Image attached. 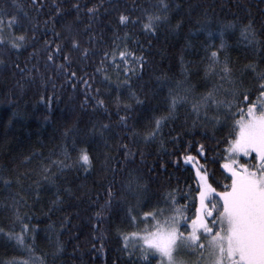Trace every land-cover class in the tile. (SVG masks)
<instances>
[{
  "label": "snow or ice",
  "instance_id": "snow-or-ice-1",
  "mask_svg": "<svg viewBox=\"0 0 264 264\" xmlns=\"http://www.w3.org/2000/svg\"><path fill=\"white\" fill-rule=\"evenodd\" d=\"M260 3L264 4V0H260ZM89 4L91 6H87ZM181 7L182 5L174 4L172 0H133L130 6L128 0H31L30 10L34 14L30 15L22 5L16 4L17 15L0 12V56L3 52H7L10 57L15 54V58L8 61L0 58V71L9 72L13 77L18 76L17 86L21 91L25 84L36 85L39 82L44 91L41 92L38 103L49 109L53 101L59 99L56 95V81L59 80L61 88L71 85L73 92L83 89L81 108L92 103L93 115L97 112L101 115L108 114L107 122L92 121L90 129H67L65 139L71 138L72 143L63 147L64 159L50 160L47 165L41 164L39 170L42 173L41 179L48 183L55 181V174H50L53 166L60 171L69 168L89 171L93 167V157L87 147L78 148L77 145H88L96 136L102 138L106 149L103 161L105 171L110 170L115 174L127 169L128 178L123 189L127 195L137 198L136 204H132L125 196L117 202L128 205L126 219L131 227L138 229L124 231L117 227V235L122 241L118 250L128 259L135 257L139 264H152L153 260L156 264H264V68L250 62L236 70L230 66L227 56L221 60V53L227 47L224 37L230 30L238 28L242 39L253 50H256L257 45H264V39L258 38V34L264 33V18L257 22L249 10L246 17L218 20V28L213 30L210 28L212 16L205 8L203 19L196 21L199 28H193L189 34L203 32L207 40L216 36L220 38L218 46L214 43L204 44L203 57L207 61L206 74L218 75L219 84L206 93L196 95L193 93V86L177 81L174 87L168 88L164 97L166 112L154 114L143 131L134 127V123H129L139 118L137 109L142 110L148 106L147 97L141 98L142 89L133 88L132 82L133 77L139 79L143 75L148 61L143 54L137 55L134 48L129 46L128 41L132 39L129 32L122 35L117 33L121 27L127 28L129 24L140 25L145 34L153 36L163 26H169L171 31L178 30L183 20L177 21L173 27L171 15L179 12ZM193 7L198 5L189 6V22ZM261 12L264 13V8ZM110 13L117 14L111 44L99 47L105 44L104 36L102 32L97 34L93 25L102 14ZM40 17L44 19L41 20ZM68 17L72 19H67ZM84 17L88 19L87 24L83 23ZM58 23L62 25L61 30H57ZM257 23L259 28L256 27ZM17 29H21L19 34H16ZM84 33H87L86 37ZM133 43L143 47L139 40ZM29 48L31 51L21 60L20 56ZM97 55L100 57L99 64L90 76L83 70L88 66L83 62H94ZM181 60L183 62L182 57ZM108 66L113 68L117 77L115 83L118 92L127 89L126 99L121 94L112 97L109 89L102 92L98 87L93 88V84L97 82L95 73H104L101 82H111ZM249 70L250 76L247 75ZM121 76L124 77L123 80L120 79ZM156 79L160 91L169 83L166 76ZM49 84L53 90L51 93L47 91ZM110 103L115 105L118 117L115 121L111 120ZM188 103H191V113L195 114L193 128L198 121L210 125L213 139H216L214 133L217 128L227 127L228 131L223 137L216 139L215 145L199 144L196 155H192L190 151L183 154L185 165H191L194 171L191 179L195 181V188L188 184L183 195H180L179 186L170 188L164 193L163 200L156 202L163 206L140 213V199L148 191V187L146 183H142L144 177L140 174V169L127 168L128 164L135 163L130 158L135 157L137 149L131 145L138 140L145 144L155 141L161 135L162 128L169 121L178 118L177 110ZM179 135L171 139L179 140ZM112 137H115V144L110 142ZM125 140L127 142H122ZM188 143L190 146L192 141ZM221 144H224L223 149L220 148ZM210 148H215L211 157L208 155ZM73 152L76 153L74 157ZM121 152L122 159L118 155ZM221 152L223 157L219 166L230 174L224 176V180H230V183L221 184L217 178L215 182L223 188V191H217L212 182L215 169H210L209 163L216 164ZM240 154L248 158L246 162H241ZM144 157L145 153L140 151V163H144ZM179 160L177 157L171 162L180 167ZM160 168L165 169L166 164H160ZM28 175L27 172L18 173L15 183L22 187V179ZM0 181L8 189L14 182L13 178L3 173H0ZM33 183L36 185L38 198L41 180ZM114 183L115 180L109 181L102 190L107 199L94 213L93 218L97 221L111 215L109 210L114 208L116 197ZM66 191L71 194L72 189L68 188ZM178 196L184 199L183 204L178 202ZM99 199L98 195L97 200ZM60 200L61 197L57 196L54 203ZM12 202H25V197L15 193ZM193 203L196 205L194 212L191 209ZM26 218L30 219L21 216L17 209L14 223L20 225V232L5 233L0 229V235H6L24 245L27 234L36 231L30 223H23ZM141 223L144 225L142 228L139 227ZM92 227V238L103 241L105 232L100 224H93ZM95 230H99L98 235ZM103 247L102 242L100 248ZM180 254L194 259L185 260ZM13 264L27 262L13 261Z\"/></svg>",
  "mask_w": 264,
  "mask_h": 264
},
{
  "label": "trees",
  "instance_id": "trees-1",
  "mask_svg": "<svg viewBox=\"0 0 264 264\" xmlns=\"http://www.w3.org/2000/svg\"><path fill=\"white\" fill-rule=\"evenodd\" d=\"M172 2L182 5L179 12L171 15L173 27L177 21L183 20L178 30L171 31L169 26H163L159 33L153 36L145 34L140 25L129 24L127 28L121 27L117 33L122 35L126 31L129 32L132 36V39L128 41L129 46L134 48L137 55L143 54L148 61L143 75L139 79L132 78L133 88L142 89L141 98L148 99L146 108L137 109L139 118L135 122L129 121L141 131L145 130V126L154 114L159 115L167 111L164 97L167 95L168 88L174 87L177 81H184L186 85L193 86V93L196 95L206 93L214 85L219 84L218 75L206 74L207 61L203 57L205 56L204 44L214 43L218 46L220 38L216 36L212 40H207L203 32L189 34L193 28H199L196 21L203 19L205 8L212 16L210 28L213 30L218 28V20H232L235 16L246 17L249 10L257 22L264 18V13L261 12L264 4L260 3V0H172ZM132 3L133 0H128L129 6ZM16 4L22 5L24 11H28L30 15L34 14L30 10L31 0H15V3L14 0H0V12L17 15ZM190 5H198L191 11V22H189L188 11ZM20 15L22 18V13ZM83 23H88L87 17H84ZM116 24L117 14L110 13L102 14L99 21L93 25L97 34L102 32L104 36L105 44L99 47L111 44ZM56 27L57 30H61L62 25L58 23ZM256 27L259 28V23ZM20 31L21 29H17L16 34ZM84 36L86 37L87 33H84ZM258 38L264 39V33L258 34ZM224 39L227 47L221 53V60L227 56L230 66L236 70L242 69L250 62H255L259 67L264 68V45H257L256 50H253L248 46L247 41L242 39L238 28L235 31H228ZM135 40H139L143 47L136 46L133 43ZM149 41H151L150 45ZM30 51L29 48L20 56V59L23 60ZM0 58L8 61L14 59L15 54L13 53L10 57L7 52H3ZM99 59L97 55L94 62L84 61L83 63L88 66L83 70L91 76L99 64ZM108 74L111 76V82H101L104 73H95L97 82L93 84V88L98 87L102 92L109 89L112 97L121 94L126 99L127 89L118 92L115 83L117 77L111 66H108ZM247 75H251L250 70ZM160 76H166L169 80L162 91L158 90L156 79ZM18 79V76L13 77L9 72L0 71V173L13 178L14 181L10 189L5 188L0 181V229H3L5 233L20 232V225L14 223L18 209L21 216L30 218L24 219L23 223H30L36 231L27 234L24 245L18 244L15 239H9L6 235H0V264H13V261L27 262V264H114V262L115 264H139L138 259L135 257L128 259L118 250L122 246V241L116 231L117 227L124 231L138 230L131 227L126 219L128 205L117 203L122 196H125L132 204L137 203V198L127 195L123 189L128 178L127 169L115 174L110 170L105 171L103 161L106 149L102 138L96 136L88 145L82 143L77 145L78 148L87 147L93 157V167L89 171L86 172L83 168L60 171L53 166L50 174H55V181L48 183L41 179L42 173L39 170L41 164L47 165L50 160L64 159L62 149L65 145L70 146L72 143L71 138L65 139L64 133L67 129L72 127L90 129L92 121L107 122L108 114L101 115L97 112L93 115L92 103L81 108L83 89L73 92L71 85L61 88L59 80L56 81V95L59 99L54 100L49 109L46 105L38 103L39 96L44 91L39 82L36 85L25 84L21 91L17 86ZM120 79L123 80L124 77L121 76ZM47 91L49 93L53 91L50 84L47 86ZM254 98L255 95H253ZM109 111L112 113L111 120H117L115 105L110 103ZM177 111L178 118L169 121L155 141L145 144L142 140H138L131 145L137 149L135 157L130 158L134 159L135 163L128 164L127 168L140 169V174L144 177L142 183H146L148 187V191L140 199L138 206L140 213L163 206L156 202L162 201L164 193L170 188L179 186L180 195H183L188 184L195 188V181L191 179L194 171L191 165H185L183 154L190 151L192 155H196L199 144L215 145L216 139L223 137L228 131L227 127L217 128L214 133L216 139H213L211 138L213 130L210 125L198 121L193 128L195 114L191 113V103L181 106ZM177 134H180L179 140H172L171 138L176 137ZM189 141H192L190 146ZM110 142L115 144V137H112ZM220 148L223 149L224 144H221ZM69 150L71 151L70 147ZM140 151L145 153L144 163H140ZM214 152L215 148H210L209 157ZM72 155L74 157L76 153L73 152ZM118 155L121 159L123 158L122 152ZM177 157L180 158V167L171 162ZM222 157L223 152L216 164L209 163V168L215 169L212 182L213 186L217 187V191L223 190L215 182L217 178L221 184L230 183V180H224V176L230 174L219 166ZM245 161L247 159L241 157V162ZM162 163L166 164L165 169L160 168ZM25 172L29 175L23 177L21 187L15 183V177L18 173ZM37 180H41L38 198L35 191L36 185L33 183ZM113 180H115L116 191L114 208L109 210L110 217L97 221L93 218L94 213L107 199L106 193L102 190L106 188L109 181ZM68 188L72 189L71 194L66 191ZM15 193L25 197V202L13 204L12 196ZM98 195L99 200H97ZM57 196H60L61 200L54 203ZM178 202L183 204L184 199L178 196ZM195 207L193 203L191 206L193 212ZM97 223L105 232L103 241L92 238L94 232L92 226ZM143 226L141 223L139 227ZM95 231L98 235L99 230ZM102 242L103 249L100 248ZM152 264H156V261L153 260Z\"/></svg>",
  "mask_w": 264,
  "mask_h": 264
},
{
  "label": "rangeland",
  "instance_id": "rangeland-1",
  "mask_svg": "<svg viewBox=\"0 0 264 264\" xmlns=\"http://www.w3.org/2000/svg\"><path fill=\"white\" fill-rule=\"evenodd\" d=\"M240 157H242V158H245V159H248V158H246V157H243V154H240ZM246 162V161H245ZM223 191V190H222ZM185 260H191V259H194V257H188V256H186V255H184V254H180Z\"/></svg>",
  "mask_w": 264,
  "mask_h": 264
},
{
  "label": "bare ground",
  "instance_id": "bare-ground-1",
  "mask_svg": "<svg viewBox=\"0 0 264 264\" xmlns=\"http://www.w3.org/2000/svg\"><path fill=\"white\" fill-rule=\"evenodd\" d=\"M242 59V58H241Z\"/></svg>",
  "mask_w": 264,
  "mask_h": 264
}]
</instances>
